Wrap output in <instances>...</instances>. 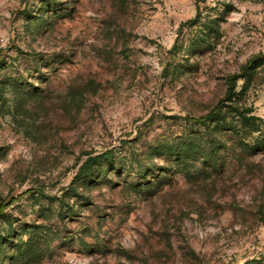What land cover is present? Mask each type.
Listing matches in <instances>:
<instances>
[{
  "label": "rangeland",
  "instance_id": "374dc122",
  "mask_svg": "<svg viewBox=\"0 0 264 264\" xmlns=\"http://www.w3.org/2000/svg\"><path fill=\"white\" fill-rule=\"evenodd\" d=\"M0 264H264V0H0Z\"/></svg>",
  "mask_w": 264,
  "mask_h": 264
},
{
  "label": "trees",
  "instance_id": "16d2710c",
  "mask_svg": "<svg viewBox=\"0 0 264 264\" xmlns=\"http://www.w3.org/2000/svg\"><path fill=\"white\" fill-rule=\"evenodd\" d=\"M219 106L220 102L214 108H212V110L208 112V114L201 116L202 119L211 121V123H213L216 128L217 126H220V124H223V122L225 121L224 114L219 110Z\"/></svg>",
  "mask_w": 264,
  "mask_h": 264
}]
</instances>
